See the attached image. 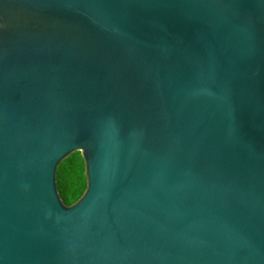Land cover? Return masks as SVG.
Wrapping results in <instances>:
<instances>
[{"label":"water","instance_id":"1","mask_svg":"<svg viewBox=\"0 0 264 264\" xmlns=\"http://www.w3.org/2000/svg\"><path fill=\"white\" fill-rule=\"evenodd\" d=\"M0 264H264V0H0Z\"/></svg>","mask_w":264,"mask_h":264},{"label":"trees","instance_id":"2","mask_svg":"<svg viewBox=\"0 0 264 264\" xmlns=\"http://www.w3.org/2000/svg\"><path fill=\"white\" fill-rule=\"evenodd\" d=\"M58 191L66 205L75 203L86 189L84 164L80 153L65 159L57 170Z\"/></svg>","mask_w":264,"mask_h":264}]
</instances>
